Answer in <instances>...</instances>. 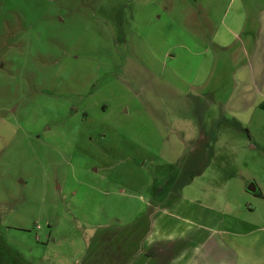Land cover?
Instances as JSON below:
<instances>
[{
    "label": "rangeland",
    "instance_id": "1",
    "mask_svg": "<svg viewBox=\"0 0 264 264\" xmlns=\"http://www.w3.org/2000/svg\"><path fill=\"white\" fill-rule=\"evenodd\" d=\"M238 2L183 0L189 20L210 13L213 24ZM149 6L0 0V264H79L99 228L144 207L153 179L170 176L173 189L208 203L214 191L227 211L264 213V198L247 188L264 191V107L236 118L194 91H141L149 76L134 75L136 62L165 55L133 54L121 36L142 30L141 47H153L161 31L143 22ZM200 22L208 41L214 27ZM194 162L213 171L184 185Z\"/></svg>",
    "mask_w": 264,
    "mask_h": 264
},
{
    "label": "crops",
    "instance_id": "2",
    "mask_svg": "<svg viewBox=\"0 0 264 264\" xmlns=\"http://www.w3.org/2000/svg\"><path fill=\"white\" fill-rule=\"evenodd\" d=\"M167 1L162 4L160 0H146L151 6L143 11L147 12L143 22L161 31L158 37L156 32L153 35V47L147 46V51L141 47L140 42L146 43L142 30H133L132 37L131 32L121 36L124 44L133 42V54L165 55H153L148 64L136 62L139 68L134 65V75L144 72L149 76L146 81L150 89L141 83L140 90L151 91V98L161 90L179 97L194 91L200 99L206 97L208 106L224 107L236 118L247 114L251 107H264V0H239L229 20L220 18L215 24L210 13L189 20L190 8L183 0ZM227 1L230 4L236 0ZM214 8L213 3L207 9ZM200 20L214 27L208 41L202 38L205 31ZM204 41L210 43V48L199 45ZM136 81L139 83V79ZM196 153L203 155V150ZM192 164L187 165L190 174L184 185L195 180L197 172L213 171L209 164ZM168 180L169 184L152 180L154 193L140 195L144 207L134 218L99 228L78 263L264 264V213L250 217L227 211L212 203L222 200L214 191L208 195V203L176 191L175 179L169 176ZM254 192L264 198L258 186ZM256 210L257 206L251 212Z\"/></svg>",
    "mask_w": 264,
    "mask_h": 264
},
{
    "label": "water",
    "instance_id": "3",
    "mask_svg": "<svg viewBox=\"0 0 264 264\" xmlns=\"http://www.w3.org/2000/svg\"><path fill=\"white\" fill-rule=\"evenodd\" d=\"M250 191L254 192L257 189L256 183L255 182H251L248 187H247Z\"/></svg>",
    "mask_w": 264,
    "mask_h": 264
}]
</instances>
